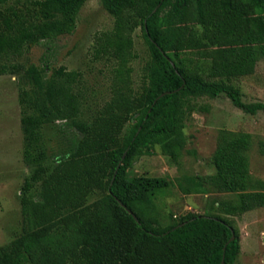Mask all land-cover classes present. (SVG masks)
Returning a JSON list of instances; mask_svg holds the SVG:
<instances>
[{"label":"trees","instance_id":"1","mask_svg":"<svg viewBox=\"0 0 264 264\" xmlns=\"http://www.w3.org/2000/svg\"><path fill=\"white\" fill-rule=\"evenodd\" d=\"M88 1L0 0V76L18 77L30 170L19 194L22 229L0 247V264H235L240 235L229 217L264 207V181L250 172L252 134L222 130L216 173L179 181L185 194L237 198L204 214H171L163 225L156 201L172 180L132 169L156 148L180 162L200 98L226 95L247 114L264 111L228 85L264 60V0H100L114 18L94 46L112 68L102 105L80 72L22 63L34 47L72 34ZM139 28L149 61L137 86ZM258 147L264 155V139Z\"/></svg>","mask_w":264,"mask_h":264},{"label":"rangeland","instance_id":"2","mask_svg":"<svg viewBox=\"0 0 264 264\" xmlns=\"http://www.w3.org/2000/svg\"><path fill=\"white\" fill-rule=\"evenodd\" d=\"M114 27V18L100 0H89L78 16L75 31L53 41L34 47L22 58L25 65H41L49 62L52 67L64 66L68 71L83 75L84 85L97 104L108 99L112 68L95 59L94 46L98 34L109 32ZM135 50L139 58L133 63V79L138 86L145 65L149 61L148 47L139 28L133 34ZM228 85L239 93L247 103H264V60L257 65L250 77L235 79ZM20 85L16 76H0V247L9 243L22 229L19 203L20 189L29 174L23 162V131ZM198 110L187 121L188 145L179 163L172 162L160 148L141 157L132 169L133 175L159 177L172 180V185L157 201V217L163 225L172 214L174 218L188 213L204 214L212 204L234 202V195L210 192L208 194H185L179 181L192 176H209L216 173L213 156L218 147L222 130L250 133L254 144L249 152L250 172L254 179L264 181V155L258 142L264 139V111L251 115L237 108L222 95L212 99L197 100ZM50 128L48 137L54 138ZM57 141L53 139L51 146ZM240 235V254L235 264H264V207L242 215L229 217Z\"/></svg>","mask_w":264,"mask_h":264},{"label":"water","instance_id":"3","mask_svg":"<svg viewBox=\"0 0 264 264\" xmlns=\"http://www.w3.org/2000/svg\"><path fill=\"white\" fill-rule=\"evenodd\" d=\"M172 64H173V63H172ZM171 93H172V92L164 93V94L161 95V97H164L165 95H169V94H171ZM122 205H123V204H122ZM123 207L126 208L130 214H132V216L134 217V219H135L136 221H139L138 217L133 213L132 210L128 209L125 205H123ZM181 226H183V225H181ZM235 239H236V236H235V233L233 232V236H232L230 242L234 241ZM225 250H226V248H225ZM222 264H224V261L222 262Z\"/></svg>","mask_w":264,"mask_h":264}]
</instances>
